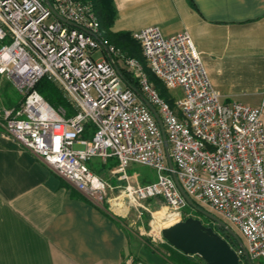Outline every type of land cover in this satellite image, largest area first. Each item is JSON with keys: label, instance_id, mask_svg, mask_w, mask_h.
<instances>
[{"label": "built area", "instance_id": "2783aa9c", "mask_svg": "<svg viewBox=\"0 0 264 264\" xmlns=\"http://www.w3.org/2000/svg\"><path fill=\"white\" fill-rule=\"evenodd\" d=\"M49 1L69 23L45 0H0V76L24 96L16 107H0L1 128L97 204L109 185L87 165L93 157L103 164L116 158L111 172L125 182L131 203L160 198L180 220L188 204L174 174L198 206L240 232L244 249L232 247L242 264L243 250L252 263L264 261L262 106L224 101L187 31L165 35L146 26L132 37L149 72L166 89L181 90L170 103L138 59L107 43L87 0ZM97 50L102 55L94 57ZM121 67L160 117L171 167L158 122ZM42 77L60 88L72 114L34 88ZM135 163L154 169L157 179L131 184L127 168Z\"/></svg>", "mask_w": 264, "mask_h": 264}, {"label": "crops", "instance_id": "0c3cea01", "mask_svg": "<svg viewBox=\"0 0 264 264\" xmlns=\"http://www.w3.org/2000/svg\"><path fill=\"white\" fill-rule=\"evenodd\" d=\"M113 5L112 33L132 35L152 25L165 35L187 31L221 98L262 106L264 122V0H113ZM116 163L110 158L102 164ZM108 188L102 204L93 202L0 126V264L145 263L129 250L127 197L107 194ZM164 244L166 263L204 264Z\"/></svg>", "mask_w": 264, "mask_h": 264}, {"label": "rangeland", "instance_id": "374dc122", "mask_svg": "<svg viewBox=\"0 0 264 264\" xmlns=\"http://www.w3.org/2000/svg\"><path fill=\"white\" fill-rule=\"evenodd\" d=\"M121 52L125 56H128L125 54V52ZM100 55H102L100 50H97L93 54L94 57H98ZM141 58L143 61L142 54ZM147 71L149 72L148 69ZM149 74L151 73L149 72ZM157 86L164 87L161 81L158 82ZM164 95L167 96L169 100H175L182 95V92L178 88L166 89L164 87ZM23 98V94L16 89L14 82L11 79L0 76V107H12L13 105V107H16L22 102ZM16 103H18V105H16ZM55 108L64 109L65 113L67 114V109L63 105H59ZM87 165L95 173L104 178L106 183L109 185L107 194L110 190H112L116 195L123 193V186L121 187V185H123L125 182L121 184L122 182L120 179H118L117 174L111 172L114 169L115 165L110 168L107 166H103L98 157H93L92 159H90L87 162ZM127 173L129 174L131 184L153 182L157 179L156 171L154 169L141 164H131L127 168ZM128 202L130 204V213L123 222L125 223V229L129 235V250L132 251L134 259L138 258V260L144 261L148 264H168L166 262L170 259L166 254L168 250L166 249L167 247L164 244L165 240L161 235V229L178 220V215H176L175 217L173 216V218L167 217V214L171 212L166 208L164 201L160 198L136 200L135 203H131L130 201ZM204 208L209 209L207 207ZM209 211L216 214L210 209ZM186 215L198 217L204 224H209L213 227H215L216 225V223L211 219L200 214L189 205L184 208L180 219H184L185 217H187ZM232 228L242 239V235L240 234V232L235 227ZM166 243L171 246L168 242ZM171 247L173 249H176L173 246ZM262 262V260H256L253 262V264H264V262Z\"/></svg>", "mask_w": 264, "mask_h": 264}, {"label": "water", "instance_id": "95a60500", "mask_svg": "<svg viewBox=\"0 0 264 264\" xmlns=\"http://www.w3.org/2000/svg\"><path fill=\"white\" fill-rule=\"evenodd\" d=\"M45 2L60 19L69 23V21L57 14V12L52 8L49 0H45ZM131 88L139 96L141 101L148 106L156 118L162 132L167 161L171 167L172 163L169 157L168 143L160 117L153 106L143 97V95L134 86H131ZM172 177L187 204L200 214L211 219L217 224L218 227L224 229L225 232L232 237L235 244L244 249L241 238L238 236L235 230L231 226L227 225V223L218 215L198 206L184 192L176 176L172 174ZM161 235L171 246L180 252L189 255H196L202 261H204L205 264H242L233 247L221 235L215 232L212 227L204 225L197 217L187 216L184 219L177 220L174 223L163 227L161 229ZM243 254L246 258L247 264H253L247 257L245 250H243Z\"/></svg>", "mask_w": 264, "mask_h": 264}, {"label": "trees", "instance_id": "16d2710c", "mask_svg": "<svg viewBox=\"0 0 264 264\" xmlns=\"http://www.w3.org/2000/svg\"><path fill=\"white\" fill-rule=\"evenodd\" d=\"M87 2L91 4L92 10L97 16V19L99 22V28L102 31V36L107 41V43L113 45L116 48L118 47L120 51L125 52V54L128 55L129 57H134L138 59V61L144 67L149 80H151L156 86V88L158 89L157 91L159 95L162 98H164L166 101L171 103V101L167 98V96L164 95V87L157 86L158 82L160 81L154 78V76L149 74V72L147 71L144 60L142 61V58H141V50H140L139 44L132 37V35L129 32L121 31V32L112 33L108 30L115 16V8L113 5V0H87ZM120 71H121V76L123 80L128 85L134 86L137 89H139L136 81L132 78L130 73H128L122 67L120 68ZM34 88L52 106L58 107L59 105H63L67 109V115H70L73 113V110L70 104L64 97L60 88L54 82L48 80L46 77H42L35 84ZM16 105H18V103H16ZM165 242L167 241L165 240Z\"/></svg>", "mask_w": 264, "mask_h": 264}, {"label": "flooded vegetation", "instance_id": "af4514ba", "mask_svg": "<svg viewBox=\"0 0 264 264\" xmlns=\"http://www.w3.org/2000/svg\"><path fill=\"white\" fill-rule=\"evenodd\" d=\"M198 218V217H197ZM204 224V223H203ZM206 226H210L212 227V229L217 232L219 235H221L231 246H234L235 245V242L234 240L232 239L231 236H229L224 229L220 228L217 226V224L215 225V227H213L212 225H207V224H204Z\"/></svg>", "mask_w": 264, "mask_h": 264}, {"label": "bare ground", "instance_id": "6f19581e", "mask_svg": "<svg viewBox=\"0 0 264 264\" xmlns=\"http://www.w3.org/2000/svg\"><path fill=\"white\" fill-rule=\"evenodd\" d=\"M129 201V200H128ZM173 216L175 217L176 216V214L175 213H168L167 214V217H171V218H173ZM170 221V220H169Z\"/></svg>", "mask_w": 264, "mask_h": 264}]
</instances>
